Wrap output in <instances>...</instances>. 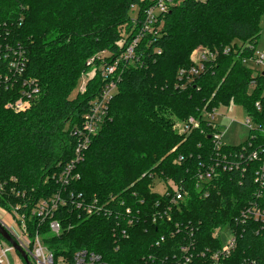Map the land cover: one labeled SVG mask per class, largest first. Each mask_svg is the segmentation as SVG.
Wrapping results in <instances>:
<instances>
[{"label": "trees", "instance_id": "trees-1", "mask_svg": "<svg viewBox=\"0 0 264 264\" xmlns=\"http://www.w3.org/2000/svg\"><path fill=\"white\" fill-rule=\"evenodd\" d=\"M153 4L0 0V43L22 46L24 77L39 87L22 112L4 108L16 99V90L0 92V209L18 208L29 236L46 234L44 243L67 260L87 251L106 264L133 263L153 252L151 243L168 231H193L199 250L217 248L212 231L229 226L238 234L230 264H264L263 224L235 223L251 205L264 211V185L255 183L264 165V77L243 64L260 37L264 0H173L156 16L153 34L142 37L133 62L121 59L103 79L97 68L121 56ZM135 5L137 19L131 20ZM199 47L215 52V58L204 63L200 75H181L192 67ZM101 54L108 57L101 60ZM82 78L84 92L71 99ZM111 78L116 91L76 167L79 179L61 186L56 177L73 158L77 142L71 131L82 125L89 103ZM230 103L243 108L254 129L241 144H222L215 151L217 130L203 113ZM189 118L199 127L181 132ZM243 148L256 151L257 159L234 158ZM224 163L237 167L223 170ZM210 169L216 177L202 183L199 176L204 180ZM155 181L162 193L152 191ZM58 193L65 203L51 218L41 223L31 216L39 201ZM176 193L182 200L175 201ZM88 206L101 211L88 214ZM53 221L62 231L59 237L48 235ZM121 231L128 239L115 235ZM173 244L160 252L169 253Z\"/></svg>", "mask_w": 264, "mask_h": 264}, {"label": "built area", "instance_id": "built-area-1", "mask_svg": "<svg viewBox=\"0 0 264 264\" xmlns=\"http://www.w3.org/2000/svg\"><path fill=\"white\" fill-rule=\"evenodd\" d=\"M143 2L144 0H139ZM153 2L143 15V21L137 23L138 33L132 38L127 45L125 51L121 56L115 60L111 65L102 66L101 76L107 79L108 76L116 70V65L120 60L132 63L135 56V49L140 43L142 37L147 34H153V25L157 22L156 16L159 13H166L173 0H148ZM216 53L209 49L201 48V50L194 51L192 54V67L187 71H181V75H188L192 79L200 75L204 71V63L215 58ZM27 57L26 52L19 44L14 45L10 43H0V92L16 90V99L13 102H8L4 108L11 109L14 112L26 111L30 108L33 101L39 93V87L35 80L24 77L26 69ZM243 64L253 71L254 75L263 76L264 72V54L257 51L254 52L252 58L243 60ZM264 77V76H263ZM189 79V80H190ZM86 82H82L80 92H84ZM116 82L111 78L103 87L100 95L89 103V111L83 116L82 125L75 127L71 131V135L76 139V147L74 150L73 158L63 167L62 171L56 177L61 186H68L71 181L79 179V175L75 173L77 165L83 160V155L89 146L91 137L97 133L102 122L107 116L108 104L116 91ZM259 109V104L255 105ZM214 111V110H213ZM212 111V112H213ZM203 113L204 115L211 113ZM212 119V115H211ZM208 122V126L216 129L214 125ZM251 121L249 119L245 122V127L250 128ZM199 121L194 118H189L184 127H180L181 132L197 129ZM221 134L217 131L213 135V148L219 151L221 145ZM234 158L237 160H256L257 152L247 153L246 149H242L240 153H234ZM227 157V156H225ZM230 166V163L223 164V170ZM237 167L234 163L229 167ZM206 178L199 176L202 183H207L216 177L212 169L205 175ZM264 181V165L261 166L255 173V183L258 187H262ZM208 197V193L204 195ZM183 195L176 193L175 201L182 200ZM65 200L56 194L49 200H41L32 209L31 216H35L39 222H43L47 217L51 218L52 213L56 211L59 205H63ZM18 208H12L10 212L0 209V224L7 231L13 242L27 257L29 264H106L100 256L87 251H79L72 255V260H67L63 254L55 256L45 243L46 234L35 231L32 237L29 236L24 215L17 212ZM87 213L100 212L101 208H94L88 206ZM255 222L263 224L264 229V211L261 208L251 205L241 212L239 218L235 221L236 225L244 224L245 222ZM227 227L226 239L224 242L221 240V229ZM60 231L59 224L56 221L50 223V231L48 235L52 234L59 237ZM170 234V238L169 235ZM115 235L121 238L128 239V234L125 231L121 233L115 232ZM167 234L161 235L151 243L153 252L141 256L140 259L129 264H193L194 260L200 261L199 264H230L234 253L238 248V234L237 231H232L229 226H221L212 231V240L218 241L219 247L213 248L206 246L199 250L195 243L193 231H168ZM168 240V241H167ZM174 242L175 245L170 249L169 253H163L164 248H169L170 243ZM11 252L18 253L15 248L0 236V264H9L7 254ZM19 254V253H18ZM22 264H25L21 255L19 254ZM243 264H257L254 260H245Z\"/></svg>", "mask_w": 264, "mask_h": 264}, {"label": "rangeland", "instance_id": "rangeland-1", "mask_svg": "<svg viewBox=\"0 0 264 264\" xmlns=\"http://www.w3.org/2000/svg\"><path fill=\"white\" fill-rule=\"evenodd\" d=\"M137 15H138V7L135 5L134 7H132L130 11L131 20L137 19ZM259 25L261 32L255 51L264 54V17L260 20ZM204 48L208 49L207 47ZM198 50H201V47L197 48L195 52ZM101 57H102L101 60H103L108 56L107 54H103ZM102 68H103L102 66H99L97 70L99 69L101 72ZM92 70L94 71V68H92L91 71H89V77L93 75ZM83 78L81 79V82H79L75 91L71 94L70 96L71 99L76 98L78 92L81 90L82 82L83 81L86 82V79ZM211 115H212V119H211ZM211 115L205 114L204 119H206L207 121L211 122L214 125L216 130L222 135L221 142L227 146H235L241 144L247 139L249 130L254 129V125H252V123L249 124L250 128L245 127V122L248 119L246 113L241 106L236 105L234 103H230L228 106H218L216 109H214ZM152 191L162 193V189L159 187L157 181L153 183ZM222 228L223 229H221L220 237L222 242H224L226 239V232L228 231V228L227 227H222ZM7 260L9 261V264H22L21 258L19 254L16 252L8 253Z\"/></svg>", "mask_w": 264, "mask_h": 264}, {"label": "water", "instance_id": "water-1", "mask_svg": "<svg viewBox=\"0 0 264 264\" xmlns=\"http://www.w3.org/2000/svg\"><path fill=\"white\" fill-rule=\"evenodd\" d=\"M264 76V72L262 74ZM0 236L5 239L7 242H9L14 248L15 250L21 255L23 261L25 262V264H29L27 257L24 255V253L17 247V245L13 242V240L11 239V237L9 236V234L7 233V231L1 226L0 224Z\"/></svg>", "mask_w": 264, "mask_h": 264}]
</instances>
